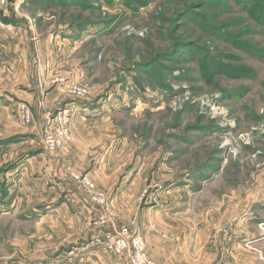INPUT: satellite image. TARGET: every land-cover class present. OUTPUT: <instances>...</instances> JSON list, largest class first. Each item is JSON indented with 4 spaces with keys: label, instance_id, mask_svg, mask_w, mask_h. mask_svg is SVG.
<instances>
[{
    "label": "rangeland",
    "instance_id": "374dc122",
    "mask_svg": "<svg viewBox=\"0 0 264 264\" xmlns=\"http://www.w3.org/2000/svg\"><path fill=\"white\" fill-rule=\"evenodd\" d=\"M259 8L0 0V264H133L137 235L154 260L140 217L160 208L199 264H264ZM80 113L110 123L75 144Z\"/></svg>",
    "mask_w": 264,
    "mask_h": 264
},
{
    "label": "crops",
    "instance_id": "0c3cea01",
    "mask_svg": "<svg viewBox=\"0 0 264 264\" xmlns=\"http://www.w3.org/2000/svg\"><path fill=\"white\" fill-rule=\"evenodd\" d=\"M82 107H84V105L80 106L79 109L83 110ZM93 107L94 106L86 105L85 108L92 109ZM83 115L84 114L80 113L79 117L74 123L75 124L74 128H76L75 129L76 134L74 133L73 142H75V144L81 140L82 141L86 140V136L83 135L82 137L80 135V131L82 132L84 130V127L87 126L88 124L99 125L103 123L104 124L110 123V120L107 119L106 117H101L100 119V118H92L87 113L85 116ZM117 127L118 129L113 132L114 139L115 138L119 139L120 136L123 134V131L119 126V122L117 123ZM122 144L124 145V142ZM76 149L77 148L74 149L72 143L70 145V151L72 152L75 151ZM82 151L84 150L78 149V152H82ZM114 158H118V157H114ZM112 162L113 161H109L108 164L106 163L104 164L106 173L108 172L107 166H110ZM162 210L163 209L160 208V210L150 212L149 215L155 214L150 217L147 216L146 213H143L140 217V224H142V226L144 227L143 231L145 233V239H146L147 250L149 255L155 261L163 264H199L198 253L186 252L184 250L182 239L180 238L178 232L175 229V227H178L179 222H183V221L178 219L176 216H169L165 212L161 213ZM169 220L175 222L176 224L175 225L169 224L168 223ZM152 226H155L157 228V231L153 230ZM164 234H166L167 236L165 237Z\"/></svg>",
    "mask_w": 264,
    "mask_h": 264
},
{
    "label": "built area",
    "instance_id": "2783aa9c",
    "mask_svg": "<svg viewBox=\"0 0 264 264\" xmlns=\"http://www.w3.org/2000/svg\"><path fill=\"white\" fill-rule=\"evenodd\" d=\"M75 93L78 95L84 96L88 94V91L83 89L82 87H77L75 89ZM30 113L28 111L24 112V115H22V118L25 122H30ZM61 124L66 125L67 122L63 121ZM62 135L66 136L67 131L64 129L62 131ZM67 137H64L63 139H66ZM57 147L54 143H51V148ZM134 238V241H133ZM130 239L131 245H132V250H133V257L132 261L133 264H157L155 263L154 260H152L148 254L146 253V246L144 243V240L142 237L139 235L133 237ZM118 251H127L128 248V242H129V234L127 232H122L121 234L118 235ZM128 239V242H127Z\"/></svg>",
    "mask_w": 264,
    "mask_h": 264
},
{
    "label": "trees",
    "instance_id": "16d2710c",
    "mask_svg": "<svg viewBox=\"0 0 264 264\" xmlns=\"http://www.w3.org/2000/svg\"><path fill=\"white\" fill-rule=\"evenodd\" d=\"M258 10H262V11H264L263 9H260V8H259Z\"/></svg>",
    "mask_w": 264,
    "mask_h": 264
}]
</instances>
